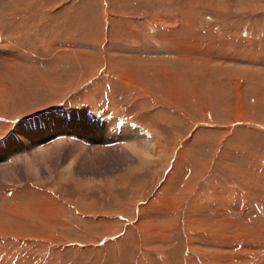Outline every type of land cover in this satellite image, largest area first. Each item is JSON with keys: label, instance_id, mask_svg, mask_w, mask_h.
I'll list each match as a JSON object with an SVG mask.
<instances>
[{"label": "rangeland", "instance_id": "rangeland-1", "mask_svg": "<svg viewBox=\"0 0 264 264\" xmlns=\"http://www.w3.org/2000/svg\"><path fill=\"white\" fill-rule=\"evenodd\" d=\"M4 1L6 260L264 264V0Z\"/></svg>", "mask_w": 264, "mask_h": 264}, {"label": "bare ground", "instance_id": "bare-ground-1", "mask_svg": "<svg viewBox=\"0 0 264 264\" xmlns=\"http://www.w3.org/2000/svg\"><path fill=\"white\" fill-rule=\"evenodd\" d=\"M5 1L4 0H0V5L2 4V3H4ZM1 49V48H0ZM3 49V48H2ZM3 51V50H2ZM8 60V59H7ZM4 63V62H3ZM9 64V63H8ZM167 90V89H166ZM66 126H64L63 128H65ZM61 128H62V126H61ZM58 129V128H57ZM15 130V129H14ZM23 131H25V130H23ZM127 132V131H126ZM13 134V133H12ZM126 134H128V132L127 133H125V132H122L121 133V136H120V138L121 139H132V137L133 136H130V135H126ZM130 134V133H129ZM61 134L58 132V130H57V132L56 133H54V135L53 136H60ZM15 135H13L12 137H10L9 139H7L3 144H0V150H1V152H0V175H4V174H6L7 172H9V174L11 175L12 173H14V168H13V165L15 164V163H17V162H19V161H23V160H25V161H27V162H32V158H30V156H29V153H27L28 151V149H31V148H29V145H28V143H27V145H22V144H20L19 142H17L16 140H15V142H14V139H15V137H14ZM18 137H21L22 135H17ZM24 137V136H23ZM31 137V136H30ZM52 138V137H51ZM62 140H63V134L61 135V137H60ZM20 139V138H19ZM23 139V138H22ZM31 139V138H30ZM87 139H89V138H87ZM60 139H55V143H57L58 144V142H60L59 141ZM22 141V140H21ZM33 142V147L32 148H34L35 147V149H34V151H35V153H37V154H41L42 153V151H45V150H47V148H49L50 146H41V143H42V141H37V140H35V138H34V141H32ZM10 144H15L16 146H17V153L18 154H13L12 155V153L10 152L11 150H12V147H10ZM7 147H8V150H9V152H6L7 150ZM14 151V150H13ZM73 152V151H72ZM36 154V155H37ZM23 156V158H21ZM35 159V158H34ZM21 163H23V162H21ZM24 167V166H23ZM27 167V166H26ZM17 168V167H16ZM35 168V167H34ZM27 169V168H26ZM16 170V169H15ZM35 173L37 174V172L35 171ZM33 174V173H32ZM17 213V212H16ZM22 218V217H21ZM10 226V225H9ZM8 230V229H7ZM11 232V234H12V236L15 238V239H20L21 238V235H19V234H14V230H11L10 231ZM0 237H4L3 236V234L0 232ZM40 239V238H39ZM48 239V238H47ZM225 239V238H224ZM236 239V238H235ZM39 241V240H38ZM220 241H223V240H220ZM37 242V241H36ZM224 248H221L222 250L220 251H217L216 253H217V260L215 259V263L214 264H233L232 263V261L231 260H229V255L230 254H235V249H231L230 250V247H229V249L227 248L226 249V247L225 246H223ZM233 248V247H232ZM242 249H243V253H242V255H246V256H248V259L246 260V261H249L250 260V257L249 256H251V253H249V252H246V246L244 245L243 247H242ZM252 249V248H251ZM5 255V254H4ZM8 255V254H7ZM216 255V254H215ZM239 255V254H238ZM0 256L3 258H1L0 257V264H27V262H25L24 261V259L22 260V259H18V260H16V262L14 263V262H10V260L8 261V260H6L7 259V257H9V256H7V257H4L3 255H2V253L0 252ZM232 256V255H231ZM254 256V255H253ZM210 257V256H209ZM13 258V257H12ZM11 258V259H12ZM9 259V258H8ZM16 259V258H15ZM14 260V259H13ZM15 261V260H14ZM234 262V261H233ZM237 263V262H236ZM239 263V262H238ZM247 262H245V263H240V264H246ZM249 263V262H248ZM256 264V263H255Z\"/></svg>", "mask_w": 264, "mask_h": 264}, {"label": "crops", "instance_id": "crops-1", "mask_svg": "<svg viewBox=\"0 0 264 264\" xmlns=\"http://www.w3.org/2000/svg\"><path fill=\"white\" fill-rule=\"evenodd\" d=\"M63 115V114H62ZM66 119H68V116L66 115V117H65ZM70 119H71V117H70ZM132 128H129V126L128 127H121V133L122 132H125V133H127V132H130V133H132L133 131H135V132H140V133H145L144 131H140V130H138V129H133V130H131ZM127 131V132H126Z\"/></svg>", "mask_w": 264, "mask_h": 264}]
</instances>
